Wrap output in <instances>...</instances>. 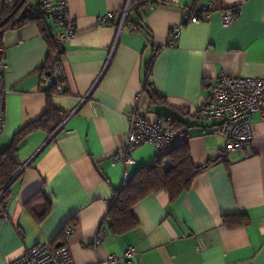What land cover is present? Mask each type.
Listing matches in <instances>:
<instances>
[{
    "label": "crops",
    "instance_id": "0c3cea01",
    "mask_svg": "<svg viewBox=\"0 0 264 264\" xmlns=\"http://www.w3.org/2000/svg\"><path fill=\"white\" fill-rule=\"evenodd\" d=\"M39 1L28 3L35 20L1 38L0 156L15 142L18 170L0 205V264L39 244L66 247L73 264L102 262L130 246L135 264H264V120L252 115L253 140L226 154L225 141L198 115L218 76L264 78V0H218L208 21L185 25L187 9L211 0H68L75 36L60 56L62 91L49 94L41 83L57 30L51 19L39 18ZM227 9L237 12L223 27ZM109 13L112 19L99 25ZM180 25L178 40L166 46ZM158 49L152 94L141 96L139 112L151 121L171 117L173 127L190 135L185 147L192 164L205 169L173 200L165 191L145 196L131 208L135 226L119 232L106 213L124 171L133 176L150 166L156 152L138 146L134 166L113 159L125 143L146 63ZM48 108L61 118L55 131L28 130ZM46 201L49 211L41 216Z\"/></svg>",
    "mask_w": 264,
    "mask_h": 264
},
{
    "label": "built area",
    "instance_id": "2783aa9c",
    "mask_svg": "<svg viewBox=\"0 0 264 264\" xmlns=\"http://www.w3.org/2000/svg\"><path fill=\"white\" fill-rule=\"evenodd\" d=\"M12 10L18 0H3ZM218 0H211L206 5H194L184 13L183 24H199L208 21ZM127 5L124 16L128 11ZM37 13L47 19H51L57 30L53 37L55 51L50 59L49 72L42 77L41 90L49 93L52 90L62 91V71L60 67V56L64 46L75 36V20L70 16L68 0H40ZM237 10L227 9L222 12V26H229L235 19ZM109 13L98 18V24H106L112 19ZM182 25L173 28L167 39L166 46H172L178 40ZM160 49L154 51V55L146 63L144 82L142 90L137 94V104L131 109L128 117L129 129L121 152L114 156V163L124 166H134L135 160L132 154L142 144H148L155 149V160L169 155L173 150L185 147L190 140V135L184 129L173 127L171 117H163L151 121L139 112L138 101L143 94H152L150 76L154 57ZM4 49L0 46V59ZM3 73L0 72V134L5 126L4 99L6 92L3 86ZM258 114L264 120V78L227 77L218 76L211 84L210 97L206 104L198 109V115L209 122V130L212 134L219 136L225 141L224 152L229 154L238 149L245 148L254 138L250 123V117ZM154 161L152 163H154ZM132 176L124 171L120 188L131 181ZM119 188V189H120ZM0 190V205L3 204V192ZM71 228L66 230L69 234ZM136 250L130 246L120 254L108 256L102 262L95 264H135ZM10 264H73L66 247L52 249L47 244H39L24 250Z\"/></svg>",
    "mask_w": 264,
    "mask_h": 264
},
{
    "label": "trees",
    "instance_id": "16d2710c",
    "mask_svg": "<svg viewBox=\"0 0 264 264\" xmlns=\"http://www.w3.org/2000/svg\"><path fill=\"white\" fill-rule=\"evenodd\" d=\"M137 2L132 0L131 5ZM29 0H18L15 7L10 10L2 1L0 13V46H2V35L5 31L15 29L28 21L35 20L27 14ZM39 18L40 15H39ZM38 18V19H39ZM51 53L48 61V71L50 59L55 51L53 40L49 39ZM55 90L50 91L52 93ZM48 93V94H49ZM50 104V103H49ZM50 107V106H49ZM56 110L48 108L46 114L37 122L27 127L28 130L35 127L49 126L50 133H53L61 122L56 119ZM15 142L11 150L0 156V190H2L8 181L18 170L15 165L13 155ZM170 162L166 165V162ZM205 166L195 167L192 164L190 153L186 147H180L173 150L169 155L155 160L150 166L139 169L131 178V181L124 187L118 189L113 200L110 203L106 213L110 224L119 232H125L133 228L136 222L131 216V208L145 196L158 191H165L170 199L177 198L181 193L187 191L193 179L203 170ZM3 201L7 198V189L3 192ZM41 216L49 211L50 203L46 201ZM53 249V247H51Z\"/></svg>",
    "mask_w": 264,
    "mask_h": 264
},
{
    "label": "water",
    "instance_id": "95a60500",
    "mask_svg": "<svg viewBox=\"0 0 264 264\" xmlns=\"http://www.w3.org/2000/svg\"><path fill=\"white\" fill-rule=\"evenodd\" d=\"M218 157H219V156H217L216 159H217ZM8 184H9V183H8ZM6 187H7V185H6L4 188H6ZM59 246H60V245H57L56 248H58Z\"/></svg>",
    "mask_w": 264,
    "mask_h": 264
}]
</instances>
